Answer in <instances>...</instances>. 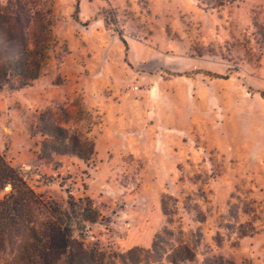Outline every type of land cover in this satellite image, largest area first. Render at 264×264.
Masks as SVG:
<instances>
[{
  "label": "rangeland",
  "instance_id": "rangeland-1",
  "mask_svg": "<svg viewBox=\"0 0 264 264\" xmlns=\"http://www.w3.org/2000/svg\"><path fill=\"white\" fill-rule=\"evenodd\" d=\"M0 68V154L101 263L264 264V0H0Z\"/></svg>",
  "mask_w": 264,
  "mask_h": 264
},
{
  "label": "trees",
  "instance_id": "trees-1",
  "mask_svg": "<svg viewBox=\"0 0 264 264\" xmlns=\"http://www.w3.org/2000/svg\"><path fill=\"white\" fill-rule=\"evenodd\" d=\"M50 11L51 6H47L46 12ZM30 12L29 19L38 18L35 8H31ZM41 16L43 27L50 31L51 21L44 15ZM29 45L28 42L22 44V49L26 52H17L15 57L18 56V62L8 63L6 73L13 74L16 70L21 72L26 64H31V60L24 56L35 55L34 45L32 48ZM32 64L37 65L35 59ZM61 146L68 148L63 154L82 157L72 136ZM6 184L10 185L8 192L3 191ZM1 191L0 264H103L98 259V252L79 238L80 229L89 223L86 218V215L91 217L88 214L89 208L83 206L79 211L74 210L69 196L65 198L67 208L63 207L62 210L42 204L18 170L0 154V193ZM158 238L159 235H156L148 252L159 253L156 246ZM193 256L187 244H182L171 249L162 260L157 259L153 264H184L194 260Z\"/></svg>",
  "mask_w": 264,
  "mask_h": 264
},
{
  "label": "built area",
  "instance_id": "built-area-1",
  "mask_svg": "<svg viewBox=\"0 0 264 264\" xmlns=\"http://www.w3.org/2000/svg\"><path fill=\"white\" fill-rule=\"evenodd\" d=\"M131 89H137V86H133V87H131Z\"/></svg>",
  "mask_w": 264,
  "mask_h": 264
},
{
  "label": "crops",
  "instance_id": "crops-1",
  "mask_svg": "<svg viewBox=\"0 0 264 264\" xmlns=\"http://www.w3.org/2000/svg\"><path fill=\"white\" fill-rule=\"evenodd\" d=\"M264 87V86H263ZM262 89H264V88H262Z\"/></svg>",
  "mask_w": 264,
  "mask_h": 264
}]
</instances>
